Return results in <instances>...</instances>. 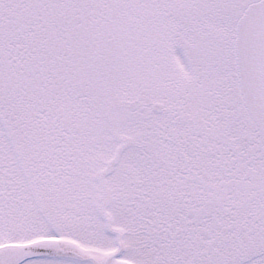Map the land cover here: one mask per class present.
I'll use <instances>...</instances> for the list:
<instances>
[{
	"label": "snow or ice",
	"instance_id": "obj_1",
	"mask_svg": "<svg viewBox=\"0 0 264 264\" xmlns=\"http://www.w3.org/2000/svg\"><path fill=\"white\" fill-rule=\"evenodd\" d=\"M0 264H264V0H0Z\"/></svg>",
	"mask_w": 264,
	"mask_h": 264
}]
</instances>
